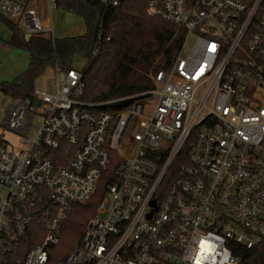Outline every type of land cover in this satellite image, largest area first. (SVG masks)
I'll use <instances>...</instances> for the list:
<instances>
[{
    "label": "built area",
    "instance_id": "obj_1",
    "mask_svg": "<svg viewBox=\"0 0 264 264\" xmlns=\"http://www.w3.org/2000/svg\"><path fill=\"white\" fill-rule=\"evenodd\" d=\"M38 3L59 8L0 0V15L54 40ZM147 11L185 31L153 88L89 101L84 71L55 62L4 110L0 129L23 137L15 151L0 139V264H241L239 248L264 245V0ZM107 182L79 246L52 262L73 205Z\"/></svg>",
    "mask_w": 264,
    "mask_h": 264
},
{
    "label": "trees",
    "instance_id": "obj_2",
    "mask_svg": "<svg viewBox=\"0 0 264 264\" xmlns=\"http://www.w3.org/2000/svg\"><path fill=\"white\" fill-rule=\"evenodd\" d=\"M148 1L119 0L115 6L103 0H58L59 6L82 16L86 25L84 34L61 39L33 34L26 40V33L9 21L14 31L9 41L29 52L30 66L12 82L0 84V89L15 99L32 100L35 80L48 66L56 62L71 68L74 55L80 54L88 59L83 70L84 99L100 102L150 90L154 75L175 62L185 31L150 15ZM107 184L87 202L73 205L60 242L51 248L52 262L79 246ZM239 249L241 264H264V245Z\"/></svg>",
    "mask_w": 264,
    "mask_h": 264
},
{
    "label": "rangeland",
    "instance_id": "obj_3",
    "mask_svg": "<svg viewBox=\"0 0 264 264\" xmlns=\"http://www.w3.org/2000/svg\"><path fill=\"white\" fill-rule=\"evenodd\" d=\"M109 2L111 0H103ZM38 6L42 7V13L45 19L51 20L54 38L61 39L66 37H73L82 35L86 32L85 21L82 16L72 11H67L62 6L54 9L50 13L44 3H38ZM16 24L20 29L18 18L5 17L0 15V84L12 82L14 79L20 77L30 66V55L26 49L14 46L10 43L11 35L14 33L8 22ZM193 37H190L187 41V46H192ZM186 51L185 53H187ZM88 64V59L80 54H76L71 62V67L76 70H84ZM40 84L37 81L36 85ZM15 98L10 95H6L0 89V124L4 110L11 104L16 103ZM37 110V108H32ZM40 119L37 118L34 125H38ZM23 135L12 129L4 128L0 129V139L8 143L11 150H17L21 145V138Z\"/></svg>",
    "mask_w": 264,
    "mask_h": 264
},
{
    "label": "water",
    "instance_id": "obj_4",
    "mask_svg": "<svg viewBox=\"0 0 264 264\" xmlns=\"http://www.w3.org/2000/svg\"><path fill=\"white\" fill-rule=\"evenodd\" d=\"M31 37V35L30 34H26V40H28L29 38ZM38 104H40V102H38Z\"/></svg>",
    "mask_w": 264,
    "mask_h": 264
},
{
    "label": "crops",
    "instance_id": "obj_5",
    "mask_svg": "<svg viewBox=\"0 0 264 264\" xmlns=\"http://www.w3.org/2000/svg\"><path fill=\"white\" fill-rule=\"evenodd\" d=\"M52 12H53V11H52ZM52 12H51V13H52ZM46 21L48 22V19H46Z\"/></svg>",
    "mask_w": 264,
    "mask_h": 264
}]
</instances>
